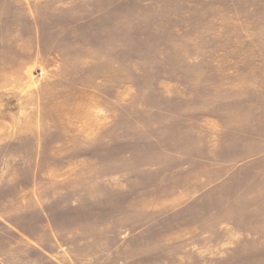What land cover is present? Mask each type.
<instances>
[{"label": "rangeland", "instance_id": "374dc122", "mask_svg": "<svg viewBox=\"0 0 264 264\" xmlns=\"http://www.w3.org/2000/svg\"><path fill=\"white\" fill-rule=\"evenodd\" d=\"M0 264H264V0H0Z\"/></svg>", "mask_w": 264, "mask_h": 264}]
</instances>
